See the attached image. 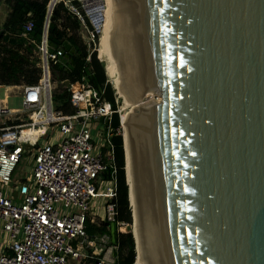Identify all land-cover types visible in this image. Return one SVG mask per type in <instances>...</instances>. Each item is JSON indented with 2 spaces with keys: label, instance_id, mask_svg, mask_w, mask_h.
<instances>
[{
  "label": "water",
  "instance_id": "1",
  "mask_svg": "<svg viewBox=\"0 0 264 264\" xmlns=\"http://www.w3.org/2000/svg\"><path fill=\"white\" fill-rule=\"evenodd\" d=\"M105 44L147 264H264V0H114Z\"/></svg>",
  "mask_w": 264,
  "mask_h": 264
},
{
  "label": "built area",
  "instance_id": "2",
  "mask_svg": "<svg viewBox=\"0 0 264 264\" xmlns=\"http://www.w3.org/2000/svg\"><path fill=\"white\" fill-rule=\"evenodd\" d=\"M60 2L71 6L68 0ZM68 10L85 28L82 13L74 7ZM50 17L46 13L43 36L34 52L41 71L38 84L9 92L20 97L19 109L8 107V96L0 99V264H117V246L109 236L89 238L85 230L86 223L98 225L96 218L120 229L124 226L116 222L113 201L111 139L119 135V128H112L116 111L84 79L65 85L73 114L65 115L53 106L50 70L61 63L64 52L48 49ZM33 26L32 20L24 25L22 36L29 44ZM88 34L94 42L95 33ZM93 124H97L98 143L91 136ZM21 162L23 168L31 166L29 173L17 178ZM108 171L110 178L105 179ZM101 185L104 191H99ZM98 198L102 213L94 216ZM59 208L66 214L60 216Z\"/></svg>",
  "mask_w": 264,
  "mask_h": 264
},
{
  "label": "trees",
  "instance_id": "3",
  "mask_svg": "<svg viewBox=\"0 0 264 264\" xmlns=\"http://www.w3.org/2000/svg\"><path fill=\"white\" fill-rule=\"evenodd\" d=\"M57 0H52V2ZM8 5V16L0 29V86L26 87L35 86L41 79V71L37 66L38 59L34 52L43 36V27L49 0H3ZM32 20L34 26L28 35V41L22 36L24 25ZM79 22L75 16L64 6L58 3L52 10L47 30V45L50 51L62 49L64 52L61 63L51 67V82L68 86L83 79L94 90L102 93L103 98L109 102L113 111H116L114 96L111 87L106 82L102 64L98 61L96 52H90L77 33ZM68 43L70 50L63 49ZM89 56V62L86 61ZM53 106L63 114H73L75 109L70 105L69 93L65 88L61 94H52ZM112 128H119L118 115L112 116ZM122 137L114 135L111 139L113 145L112 157L115 168L114 179L116 195L113 199L116 206V222L122 223L128 230L119 229L115 223H99L93 225L86 223V234L94 238L107 234L110 243L117 246V264H135L134 242L131 235V212L128 204V188L124 176V154ZM105 179L110 178V171L104 174Z\"/></svg>",
  "mask_w": 264,
  "mask_h": 264
},
{
  "label": "bare ground",
  "instance_id": "4",
  "mask_svg": "<svg viewBox=\"0 0 264 264\" xmlns=\"http://www.w3.org/2000/svg\"><path fill=\"white\" fill-rule=\"evenodd\" d=\"M84 4V7L90 16L91 19L95 18H101L100 26H98V32H99V38L97 43V53L98 58L105 63V75L107 78L110 79L112 83V88L116 91V93L120 96V99L122 100L121 109L123 110V113L121 112L120 115V127L123 130L122 138L124 142V150H125V178L127 183V188H129V199H130V210L132 215V234L133 238L135 240V253H136V263L135 264H147L145 252L143 248V242L141 238L139 223L134 207V203L132 200V193H131V182H130V171H129V160H128V149H127V132H126V125L128 121L129 115L139 107L140 101H134L131 103H124L125 96H123L117 86L116 77L114 75V72L112 70V66L110 63L109 55L106 48V39L112 14V9L114 5V0H82ZM87 1H90L87 3ZM121 138V139H122Z\"/></svg>",
  "mask_w": 264,
  "mask_h": 264
},
{
  "label": "rangeland",
  "instance_id": "5",
  "mask_svg": "<svg viewBox=\"0 0 264 264\" xmlns=\"http://www.w3.org/2000/svg\"><path fill=\"white\" fill-rule=\"evenodd\" d=\"M51 1V0H49ZM59 1V0H57ZM71 4L70 7H74L76 8L78 11H80L82 13V15L84 16L85 18V28L81 25H79V31L77 33L79 39L84 42V44H89L88 47V50L90 52H93L95 51L96 52V56H97V59L98 61L102 64L103 66V69L105 67V63H104V60L101 61L99 58H98V53H97V43H98V38H99V33H98V30L96 29L95 27V24H97L96 26H100V21H99V18H95V19H91L90 16L88 15L85 7H84V4L82 0H68ZM90 2V1H87V3ZM4 3V2H3ZM58 4V3H56ZM55 4V5H56ZM70 7H66L67 9H69ZM2 10H3V13L5 12L4 10V7H2ZM94 32L95 33V38H94V42H90V37H89V32ZM104 74H105V70H104ZM106 76V75H105ZM106 82L109 84V86L111 87L112 89V92H113V96H114V102H115V105H116V114L118 115V119L120 120V115H121V112L123 113V110L120 111L121 109V104H122V100L120 99V96L116 93V91L112 88V83L110 81L109 78L106 77ZM52 91H51V97H52V94L53 93H56V94H61L62 91L65 89L64 88V85H59L57 83H52ZM15 90V89H14ZM16 91V90H15ZM10 93L5 90L4 88L0 87V99L4 98L5 96H8V107L9 108H12V109H19L21 108V99L19 96H9ZM154 95V94H153ZM152 97V96H151ZM149 97H147L146 99L148 100ZM145 99V101H146ZM95 127V128H94ZM96 127H97V124H93L92 125V134L91 136L94 138V140L96 141V143H98L99 141L95 138L96 137V134H95V130H96ZM121 129V130H120ZM94 130V131H93ZM122 133H123V130L122 128L120 127L119 125V135L121 134V137H122ZM57 140H60V135H56L55 136ZM31 166V165H30ZM30 166L29 164H27L24 168H23V165H22V162L19 164L17 170H16V176L17 178L18 177H21L22 174H24L25 172L26 173H29V170H30ZM22 169V170H21ZM125 176V175H124ZM105 185H101L100 188H99V191H104L105 189ZM101 205H102V201L100 200V198H98L94 203H93V215L94 216H99L101 215L102 213V210H101ZM131 212V210H130ZM59 214L60 216H63L65 215L66 213L62 210V208H59ZM101 221H100V218H96L95 219V223L99 224ZM120 229V228H119ZM121 229L122 230H128V228L126 226H121ZM130 230L132 231V225H131V228ZM134 253H135V245H134ZM114 256H116V254H114ZM135 263H136V253H135ZM68 264H75V262L71 261L69 262Z\"/></svg>",
  "mask_w": 264,
  "mask_h": 264
},
{
  "label": "crops",
  "instance_id": "6",
  "mask_svg": "<svg viewBox=\"0 0 264 264\" xmlns=\"http://www.w3.org/2000/svg\"><path fill=\"white\" fill-rule=\"evenodd\" d=\"M2 7H4V10H5L4 13H3ZM8 13H9V7H8V5H6L5 3H3V0H0V29L3 26L5 20H6L7 16H8ZM2 88H4L5 90H7L8 92H11L14 89L17 91V88H21V87H2Z\"/></svg>",
  "mask_w": 264,
  "mask_h": 264
}]
</instances>
